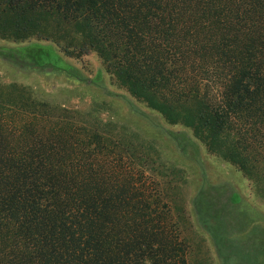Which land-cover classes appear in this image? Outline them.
Masks as SVG:
<instances>
[{"label":"trees","instance_id":"1","mask_svg":"<svg viewBox=\"0 0 264 264\" xmlns=\"http://www.w3.org/2000/svg\"><path fill=\"white\" fill-rule=\"evenodd\" d=\"M0 38L97 53L264 193V0H0ZM13 89L0 86V264H188L181 223L121 145Z\"/></svg>","mask_w":264,"mask_h":264},{"label":"rangeland","instance_id":"2","mask_svg":"<svg viewBox=\"0 0 264 264\" xmlns=\"http://www.w3.org/2000/svg\"><path fill=\"white\" fill-rule=\"evenodd\" d=\"M0 86L119 143L124 165L145 171L181 223L188 264H264V193L192 129L133 97L97 53L75 59L51 41L0 38Z\"/></svg>","mask_w":264,"mask_h":264}]
</instances>
